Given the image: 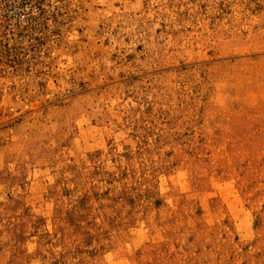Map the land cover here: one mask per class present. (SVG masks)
Masks as SVG:
<instances>
[{"label":"rangeland","instance_id":"obj_1","mask_svg":"<svg viewBox=\"0 0 264 264\" xmlns=\"http://www.w3.org/2000/svg\"><path fill=\"white\" fill-rule=\"evenodd\" d=\"M0 264H264V0H0Z\"/></svg>","mask_w":264,"mask_h":264},{"label":"built area","instance_id":"obj_2","mask_svg":"<svg viewBox=\"0 0 264 264\" xmlns=\"http://www.w3.org/2000/svg\"><path fill=\"white\" fill-rule=\"evenodd\" d=\"M17 18H14V19H9L8 18V16L7 17H3L2 18V22H4V23H6V21H7V23H9V25H19V23H21L22 25L23 24H26L28 21H27V14L24 12V11H21V12H19V14H17V16H16ZM17 21H18V23H17Z\"/></svg>","mask_w":264,"mask_h":264}]
</instances>
